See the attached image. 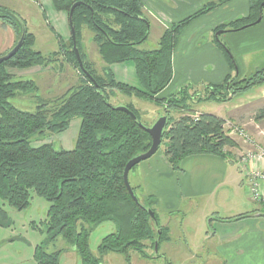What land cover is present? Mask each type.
Masks as SVG:
<instances>
[{
	"label": "trees",
	"instance_id": "obj_1",
	"mask_svg": "<svg viewBox=\"0 0 264 264\" xmlns=\"http://www.w3.org/2000/svg\"><path fill=\"white\" fill-rule=\"evenodd\" d=\"M76 1L80 3L72 11L71 25L83 69L78 65L71 38L67 46L56 37L59 51L80 72V82L56 98L52 107L39 103L33 111L19 109L10 101L17 93L34 87L32 81L15 79L8 68L48 65L57 52L44 55L33 49L34 35L23 20L13 10L0 8V20L10 25L17 35L15 44L24 32L21 47L12 57L0 62V225H4L2 221L6 218L2 205L6 203L16 210L27 208L33 191L49 203L43 222L48 239L62 236L77 250L81 264H102L101 257L107 252L121 253L128 259L129 252L134 250L142 257L151 258L144 251L145 241L153 249L155 241L159 246L166 237L154 209L155 199L145 195L141 201L136 186L129 183L137 198L134 201L123 181L125 164L148 150L151 137L139 124L146 126L138 112L126 106L135 115L134 119L115 109L108 101L107 91L118 90L164 108L167 125L161 142L165 140L163 154L172 170H180L181 161L193 154H211L233 162L236 141L224 129L225 119L206 112L192 116L191 110L183 105L187 87L168 97L159 95L171 80L172 52L179 35L193 18L208 12L219 1L208 3L165 28L158 46L152 50L139 48L149 34V21L142 13L141 0H51V4L68 16ZM263 2L248 0L244 17L222 24L215 31H238L256 23L262 14ZM83 26L92 32V40L104 63L102 75L85 64L78 42ZM216 42L221 49L226 48ZM226 56L230 68L234 69L232 57L228 53ZM127 61L133 63L138 86L117 81L113 76L110 65ZM263 72L264 68L235 83V77L227 75L222 83L208 85L211 91L206 98L226 101L233 94L264 82ZM171 109L188 112L173 118L169 114ZM75 116L80 118V123L72 149L58 150L50 143L30 144L33 137L66 129ZM263 117L264 107L255 115L256 119ZM105 221L114 224V231L101 238L96 256L89 250V234ZM59 253H48L37 246L34 258L38 264H58Z\"/></svg>",
	"mask_w": 264,
	"mask_h": 264
},
{
	"label": "crops",
	"instance_id": "obj_2",
	"mask_svg": "<svg viewBox=\"0 0 264 264\" xmlns=\"http://www.w3.org/2000/svg\"><path fill=\"white\" fill-rule=\"evenodd\" d=\"M217 1H219L218 4L211 10L193 18L179 35L172 52V77L160 92V97H168L184 87H187L188 91H195L202 85H218L227 75L231 76L232 68L217 40L231 52L234 62L239 61L244 73L246 71L245 55H253L252 61L255 58H261L262 63L259 65L255 63V68L256 70L264 68V8L260 19L254 24L238 31L224 29L215 31L222 24L244 17L248 12V0H141L142 13L149 21V34L146 41L151 39V44L157 46L165 28L193 14L206 4ZM37 3L44 12L45 22L52 24L53 30L63 39H67L70 32L67 15L62 11H56L50 0H38ZM35 41L36 37L34 43ZM146 41L139 48L152 50L143 47ZM96 57L102 69L104 63L98 52ZM127 62L110 65L113 76L117 81L138 86L134 66ZM127 97L139 100L135 96ZM260 103L262 106L258 110L264 107V82L235 93L223 101L225 116L213 114L225 121L238 123L236 111L250 104ZM190 110L192 116L201 113L196 109ZM173 115V118H177L180 114L173 113ZM240 117H242L240 120L242 130L248 131L251 135L257 128V136L248 135L241 142L231 136L237 143L232 150L233 162L216 155L193 154L181 161L180 170L174 171L164 157L163 145L162 150H157L151 157L138 163L131 170L132 173L131 171L128 173L129 183L136 186V192L138 191L141 197L151 195L155 198L154 209L158 220L163 219L160 225L166 231L165 239L158 246V249L163 246L164 258L183 254L186 256L184 259H190L192 256H197V250L201 249L202 252H207L201 264H264V204L249 198L248 177L241 169L240 152L237 151L239 146L245 151L264 145V138L260 139L264 137V127L261 125L264 117L256 119L250 117L248 113ZM153 118L154 115L149 114L147 123H150V119ZM249 168H264V161L253 159L249 162ZM231 186L238 189H232ZM261 188L264 190L263 182H261ZM239 195L245 201L248 197L255 205L250 211L245 209L244 214L247 216L233 220L214 219L215 225L212 229L204 230L207 219L215 212L211 207L200 215L198 221L201 223L199 235L203 237L202 241L209 245L197 248L196 241L192 242L186 238L183 229L184 227L186 230L190 229L186 221L195 213L196 209L191 205L196 204L197 198L205 197L215 200L221 197L237 198Z\"/></svg>",
	"mask_w": 264,
	"mask_h": 264
},
{
	"label": "rangeland",
	"instance_id": "obj_3",
	"mask_svg": "<svg viewBox=\"0 0 264 264\" xmlns=\"http://www.w3.org/2000/svg\"><path fill=\"white\" fill-rule=\"evenodd\" d=\"M37 2L38 0H0V8L13 10L23 20L27 30L34 35V38L36 37L33 49L39 50L44 55H48L51 52H57V54L51 58L52 60L48 65H35L27 68H8V71L14 76L15 79L32 81L34 88L28 90L27 92H19L13 99L10 100L19 109L28 111L35 110L39 103H47L48 108L52 107L56 98L61 97L70 88H73L79 84L81 76L78 69L68 61L67 55L62 54L59 51L60 46L56 36H59V38L68 46L71 33L69 32V37L67 39H63L59 33L55 32L52 27L53 25L51 24V26L45 22L44 12L40 4ZM16 38L17 35L14 29H12L10 25L3 23L0 20V56L5 54L14 46ZM78 42L80 44L79 47L83 54L85 64L89 65V68L94 73L102 75V69L99 67L96 57L97 46L92 40L91 30L87 26L82 27L81 37ZM151 42V39L146 41L143 47H146L145 49H153L158 46V42L157 46L155 44H151ZM67 46L65 47L68 48ZM222 50H224L225 56L226 53H228V56L232 57L231 52L228 51L227 48ZM252 56L253 55L244 56V63L246 67L245 73L244 69H242L239 65V61H235V67L232 69L231 73V77H235L234 83L236 81L238 82L240 79L248 78L256 71L262 69L260 68L256 70L257 68H255V63H258V65L259 63H262V60H260L261 58H255L252 61ZM236 57L237 56L235 55V58ZM127 63H129V65L133 64L131 61ZM238 71H240V74H238ZM207 87V85H202L195 91L186 90V101L183 105L189 110L196 109L200 112L217 113L219 115L225 116L226 113L223 108V101L206 98L208 92L211 91V89H208ZM107 93L109 103L114 106L131 105V107L138 111L141 122L146 126H150L157 119L158 115L162 113L164 114V108L162 106H157L155 103L148 100H138L134 97L129 98L127 97L128 95L122 94L118 90H111L110 92L107 91ZM261 106L262 103L254 105L250 104L246 108L236 111V115H234L238 117V123L227 120L225 121L224 129L227 131H229V129L234 130L231 136L235 137V140H240V142L243 140V138L246 139L248 135H253L256 137L257 128H255V131H253V134L251 135L248 134V131L246 132L244 129L242 130V126L240 124L242 117L240 116L242 114L245 115L248 113L250 117H255V115L258 114V108ZM185 111V109H182L181 111L177 109H171L169 114L173 117V113L182 114L185 113ZM149 114L154 115V118L150 119V123H147V116H149ZM79 123L80 118L75 116L71 119L66 129L56 132H47L40 137H33L30 140V144L32 146H37L42 143H50L55 149L70 150L74 147L75 139L79 129ZM261 125L264 127V122ZM262 134L260 136H262ZM263 138L264 137L260 139ZM163 145H165V140L160 143L158 150H162ZM243 150L244 149H241L239 146L237 151L238 153L240 152L241 155L244 152ZM132 172L133 171H131V173ZM131 173L129 174L130 178ZM236 173L238 174L237 171ZM231 188H234L235 190L238 189L237 187L233 186H231ZM136 194L141 201H144L143 197L138 194V191ZM249 198L247 197L246 201L244 198H241L240 195L237 196V198L232 197L227 199L221 197L216 198L215 200L205 197L197 198L196 204L191 205L196 209L195 213H193V215L186 221L190 229L186 230V227L183 229L186 238L192 242L196 241L197 245L195 246L197 248L198 246L204 247V245H209V243L203 242V237L199 235L201 232L199 230L201 229V223L198 222L200 215L213 207L215 212L207 219L208 222L205 224L204 228V230L210 231L215 225V220L224 218L233 220L246 213L244 212L246 211L245 209L248 211L252 210L255 205L250 201ZM257 203L260 204V202ZM48 205L49 203L45 199L36 195L33 191H31L30 204L27 208L16 210L6 203L2 205V208L6 213V218L2 221V223L4 222V225H0V264H38L34 258V251L37 246H42L43 249L48 253L60 251L58 264H81L77 250L72 245L68 244L62 236H56L53 240L48 239L46 227L43 223L46 218ZM211 217H213V220ZM196 218L197 220H195ZM162 221L163 219H160L159 224ZM113 231L114 224L111 221H105L91 230L88 238V245L92 254L96 256L99 255L97 247L101 238ZM145 244L146 248L144 251L149 255H152L151 258L142 257L137 251L134 250L129 252L130 258L128 259H126L121 253L107 252L102 255L101 263L201 264L207 253L202 252L201 249H198L201 250V252H198L197 250V256H192L190 259H184L186 256L183 254L181 256L174 255L172 257L164 258L162 255L163 246H160L159 249L157 246V251L155 252L154 248L152 249L150 246V242L145 241ZM155 256L158 257L155 258ZM178 258H180V260Z\"/></svg>",
	"mask_w": 264,
	"mask_h": 264
},
{
	"label": "water",
	"instance_id": "obj_4",
	"mask_svg": "<svg viewBox=\"0 0 264 264\" xmlns=\"http://www.w3.org/2000/svg\"><path fill=\"white\" fill-rule=\"evenodd\" d=\"M80 2L76 1L75 3H73V5L70 8V11L68 13V23L70 26V33H71V40H72V49L74 51V54L76 56V59L78 61L79 67L81 69H83L82 66V61L79 55V51L76 47V36H75V29L74 27L71 25V16H72V11L74 9V7L76 5H78ZM262 6H264V2L261 4ZM23 38H24V32L21 34L20 38L18 39V41L16 42V44L9 50L7 51L5 54L0 56V62L9 59L10 57L13 56V54L21 47L22 42H23ZM89 76V75H88ZM115 109L117 110H121L126 112L127 114H129L132 118L135 119V115L133 114V112L131 110H129L126 106H114ZM143 128H145V130L148 132V134L151 137V144L148 148V150H146L143 153H139L135 156H133L132 158H130L127 163L124 166L123 169V181L125 184V187L129 193V195L132 197V199L134 201L137 202V198L135 196V194L133 193V190L129 184L128 181V173L130 171V169L140 163L141 161H144L146 159H148L149 157H151L159 148L161 140H162V136H163V132L166 128L167 125V117L163 114L157 117V119L150 125V126H144L141 123H139ZM149 214L150 216L153 218V220L155 221V217L154 214L151 210H149ZM157 241H155L154 243V251H157Z\"/></svg>",
	"mask_w": 264,
	"mask_h": 264
},
{
	"label": "built area",
	"instance_id": "obj_5",
	"mask_svg": "<svg viewBox=\"0 0 264 264\" xmlns=\"http://www.w3.org/2000/svg\"><path fill=\"white\" fill-rule=\"evenodd\" d=\"M233 132L234 130L229 129L228 134L231 136ZM243 153L239 156V162L244 175L248 177V195L252 201L264 204V190L261 188V182L264 183V168H249V162L253 159L264 161V145Z\"/></svg>",
	"mask_w": 264,
	"mask_h": 264
}]
</instances>
